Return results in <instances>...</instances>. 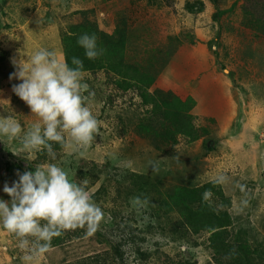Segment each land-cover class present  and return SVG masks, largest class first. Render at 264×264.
I'll list each match as a JSON object with an SVG mask.
<instances>
[{
	"label": "rangeland",
	"instance_id": "obj_1",
	"mask_svg": "<svg viewBox=\"0 0 264 264\" xmlns=\"http://www.w3.org/2000/svg\"><path fill=\"white\" fill-rule=\"evenodd\" d=\"M187 1L0 0V118L13 115L21 137L39 121L13 91L20 83L11 78L13 61L41 49L64 61L61 29L81 22L83 11L115 39L124 35V62L136 71L123 76L128 82L146 73L154 78L147 91L159 101L192 97L188 113L207 129L193 142L180 135L168 139L163 134L170 121L154 112V104L143 103L142 89L119 88L111 69L82 71L83 95L100 132L84 157L62 150L55 160L39 163L33 152L28 161L11 152L22 147L20 138L0 141V199H10L3 187L17 181L18 172L56 164L69 180H87L103 211L94 235L68 231L63 244L34 264L105 251L110 264H215L209 234L192 233L178 211L167 213L159 202L177 186L221 177L230 204L217 203L232 215L234 240L250 251L241 264H264V0H189L195 7L190 10ZM217 8L225 12L216 20ZM17 243L0 226V264H24ZM164 254L172 260L165 263Z\"/></svg>",
	"mask_w": 264,
	"mask_h": 264
},
{
	"label": "clouds",
	"instance_id": "obj_2",
	"mask_svg": "<svg viewBox=\"0 0 264 264\" xmlns=\"http://www.w3.org/2000/svg\"><path fill=\"white\" fill-rule=\"evenodd\" d=\"M77 44L90 60L103 54L94 33L81 35ZM13 63L16 71L11 78L20 81L13 85V91L39 122L21 137L20 123L8 114L0 118V141L5 143V137L20 138L22 147L11 152L28 161L33 152H46L55 160L54 144L65 153L78 152L84 157L100 132L97 118L83 95L87 90L82 76L83 61L73 57L71 63L76 67H70L53 52L41 49L27 59L21 54ZM17 175V181L3 187L10 199H0V226L16 238L24 264H34L51 250L54 238L68 231L82 229L86 236H92L99 229L103 211L93 202L87 180H69L67 172L56 164ZM222 180L223 177L213 183ZM211 196L210 190L202 194V200L210 206Z\"/></svg>",
	"mask_w": 264,
	"mask_h": 264
},
{
	"label": "trees",
	"instance_id": "obj_3",
	"mask_svg": "<svg viewBox=\"0 0 264 264\" xmlns=\"http://www.w3.org/2000/svg\"><path fill=\"white\" fill-rule=\"evenodd\" d=\"M201 2V1H199ZM187 9H195L194 4L189 0L186 3ZM225 12L223 9L216 10L214 17L217 19ZM84 18L81 22L72 24L66 29H61V41L64 52V62L68 63L70 67H76L72 65L71 61L73 57H79L83 61L82 71H96L100 69H106L110 73V69L118 75L119 80L116 84H119V88L128 89L127 86H137L142 89L141 96L144 104H154L156 109L154 112L159 116L165 117L166 121H170L168 124L170 129L167 133L163 134L168 139L176 140L180 135L189 142L197 140L201 136L206 135L207 129L203 126H199L193 122L192 114L188 111L191 110L195 101L192 97L187 100H181L180 98L173 96L170 100L163 99L159 101L156 95L148 92L149 85L153 82L154 78L146 73H140L139 77L132 76L137 80L133 83L123 76L134 75V71L131 65L124 62V49H125V37L122 35L119 39H115V35L108 34L103 29H100L97 22L87 17L88 11L80 12ZM95 34L97 37V46L103 51L95 60H90L85 56V50L77 44L78 38L85 34ZM214 40L210 42L211 50L216 56V62L219 67H222V63L218 60V52L213 45ZM5 56L2 53V58ZM125 67V68H124ZM112 80L113 76H111ZM133 84V85H132ZM171 93H168V95ZM147 130H151L150 125L143 124ZM162 136V135H161ZM167 139V140H168ZM57 155L62 151L58 144L53 145ZM39 153L37 162L42 163L50 160L45 153ZM210 190L211 206L202 200V194ZM217 195V197L215 196ZM224 194L222 188L218 183L209 181L204 184L195 186H177L171 193L165 194L159 202V207L163 208L167 213L178 211L181 217H184V224L188 229L195 234L208 233V240L210 247L212 248V260L215 264H241L242 257L246 260L250 257V251L244 243H239L234 240L233 234L230 231V227L233 223L232 215L228 208H221L218 204V198H220L222 206L230 204L229 200L224 201ZM218 202V203H217ZM66 235V234H64ZM71 237V236H69ZM68 238V237H67ZM65 236H59L52 240L51 247L61 245L66 241ZM109 252L96 253L94 255L86 256L73 262H63L60 264H110L112 261L108 260ZM165 263L171 261L172 258L164 254Z\"/></svg>",
	"mask_w": 264,
	"mask_h": 264
}]
</instances>
